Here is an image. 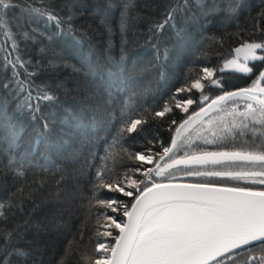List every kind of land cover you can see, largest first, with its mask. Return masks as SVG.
Listing matches in <instances>:
<instances>
[{"label":"snow or ice","instance_id":"obj_1","mask_svg":"<svg viewBox=\"0 0 264 264\" xmlns=\"http://www.w3.org/2000/svg\"><path fill=\"white\" fill-rule=\"evenodd\" d=\"M116 7L122 36L131 21H150L143 35L153 50L149 64L161 77L192 30L236 24L228 38L241 42L219 65L197 57L203 66L195 78L186 73L163 103L130 106L144 93L129 74L123 40L120 58L109 57L105 70H95L103 83L93 85L100 91L91 98L118 125L110 140L101 138L106 147L100 156L98 142L89 141L91 122L58 108L65 87L58 75L68 68L86 69L85 78L94 74L84 48L92 43L87 20L99 19L110 32ZM142 7L147 16L137 0H0V34L6 37L0 42V189L8 176L14 187L21 183L0 197V264H37L25 241L30 221L13 219L23 213L28 172H65L81 159L90 177L89 207L96 209V242L81 255L82 264H264V39H244L245 33L264 37V9L240 27L250 14L249 0H145ZM208 39L222 46L225 37ZM235 74L243 86L231 83ZM41 76L48 79L37 83ZM117 148L122 172L86 159L107 160ZM78 171L83 175V166ZM56 184L65 199L80 193L63 176Z\"/></svg>","mask_w":264,"mask_h":264},{"label":"trees","instance_id":"obj_2","mask_svg":"<svg viewBox=\"0 0 264 264\" xmlns=\"http://www.w3.org/2000/svg\"><path fill=\"white\" fill-rule=\"evenodd\" d=\"M89 2L94 3L97 0H89ZM100 2L106 3L107 0H100ZM111 2L114 5H120L121 0H111ZM153 2L163 4V0H153ZM144 3L145 0H137L140 13L147 16V12L143 11L142 7ZM249 3L252 6L250 14H246L239 20L240 27H243L246 21L250 23V17H255L258 12L264 9V0H249ZM132 15L136 16L137 12H133ZM87 22L92 25L89 32L92 43L91 45L86 43L84 48L89 54L94 74L85 78L86 69L76 73L71 68L62 69L58 79L65 82V87L58 93V108L61 111H73L84 120L85 124L91 122L93 135L89 137V141L98 142L94 151L100 156L105 155L104 148L106 147L101 138L108 137L110 140L109 132H115V127L118 125L114 126L108 120L109 114L101 106V101L91 98L93 91H96L97 94L100 91L99 87L94 88L93 85L103 83L102 79L97 80L95 78V70H105L108 67L109 57H114L117 60L120 58L123 40L128 41L124 45V54L127 57L126 65L130 70L129 74L137 80L138 90L144 93L141 100H130L128 102L130 106H135L142 100H147L149 104L163 103L168 99V93L180 86V83L183 82L182 77L186 73L190 79L196 76L198 68L203 66V64L196 63L197 57H200L208 66L219 65L221 59L231 58L233 54L231 49L239 46L241 42L236 37L228 38L230 34L238 31L236 24L224 27L213 26L203 33L192 30L183 44L177 47L173 53L172 59L163 70L164 76L161 77L160 73L153 70L149 64L153 57V50L151 44L146 42V37L143 35L147 32L149 20L131 21L126 35L123 36L120 30L119 7H116L110 17V32L105 26L101 25L99 19H89ZM222 35L225 37L222 46L215 43L213 39L204 40V37L218 39ZM244 39H248L249 42L253 39L260 42L264 37L258 32L245 33ZM0 42H6V37L2 34H0ZM109 45H111L110 51ZM77 68H79L78 64ZM46 79H48L47 76H41L36 82L40 83L41 80ZM230 80L232 84L240 86L245 83L239 74L232 75ZM0 94H3L2 89H0ZM211 94L216 95L218 92L213 91ZM119 109L120 105L118 104L114 110L117 116H119ZM9 111H11V108ZM195 134V132L192 134L193 138H195ZM168 135L167 131L161 130V138L167 139ZM31 139H33V131L29 128L25 140L30 141ZM140 143L141 141L138 139L136 146L138 147ZM239 146L238 144L237 147ZM77 147H79V144ZM40 150L44 151L45 145H42ZM88 151V147L83 148L84 153ZM112 151L115 152V155L104 161H93L91 156H86V159L89 163H95L99 166L106 164L115 171L122 172L123 168L120 167L122 154L118 148ZM82 166L84 169L83 175L78 171ZM208 167L211 168L212 166L209 165ZM61 176L65 178L68 188L75 184L80 189V193L75 198L65 199L61 194V189L56 184ZM6 179L7 185L0 189V197L4 198L15 192L16 187L21 186V183L17 182L14 187L11 176ZM89 179L88 168L84 163V159L75 162V166L65 172L47 173L39 170L28 172L27 179L22 182L23 213H17L13 219L20 223H23L24 220L30 221L25 241L32 245L29 251H32L38 257L37 264H60L62 257L64 258V264H78V262L82 264L81 255L91 252L96 242L94 231L96 228V209L89 207ZM199 179L206 180L207 178ZM81 234H83L82 238ZM69 242H71V245ZM69 247L70 251L65 255V251Z\"/></svg>","mask_w":264,"mask_h":264},{"label":"rangeland","instance_id":"obj_3","mask_svg":"<svg viewBox=\"0 0 264 264\" xmlns=\"http://www.w3.org/2000/svg\"><path fill=\"white\" fill-rule=\"evenodd\" d=\"M232 55H234V53H233ZM229 56H230V55H229ZM193 78H195V77H193ZM194 132H195V131H193V133H194ZM193 133H192V134H193Z\"/></svg>","mask_w":264,"mask_h":264},{"label":"water","instance_id":"obj_4","mask_svg":"<svg viewBox=\"0 0 264 264\" xmlns=\"http://www.w3.org/2000/svg\"><path fill=\"white\" fill-rule=\"evenodd\" d=\"M184 182H190V181H184Z\"/></svg>","mask_w":264,"mask_h":264}]
</instances>
